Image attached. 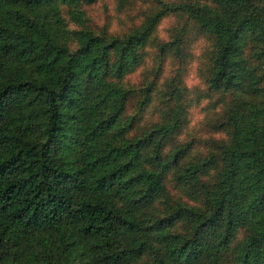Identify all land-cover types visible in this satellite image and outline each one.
Here are the masks:
<instances>
[{
	"label": "trees",
	"instance_id": "16d2710c",
	"mask_svg": "<svg viewBox=\"0 0 264 264\" xmlns=\"http://www.w3.org/2000/svg\"><path fill=\"white\" fill-rule=\"evenodd\" d=\"M94 1L0 0V264H264V0L177 5L230 94L227 140L181 164L189 142L162 152L174 125L126 137L121 120L162 10L115 35L89 26ZM167 168L198 207L166 195Z\"/></svg>",
	"mask_w": 264,
	"mask_h": 264
},
{
	"label": "rangeland",
	"instance_id": "374dc122",
	"mask_svg": "<svg viewBox=\"0 0 264 264\" xmlns=\"http://www.w3.org/2000/svg\"><path fill=\"white\" fill-rule=\"evenodd\" d=\"M188 1L192 0H95L82 6L90 27L115 35L125 34L146 14L162 10L148 40L138 50L137 63L120 77L121 85L129 91L121 120L126 137L139 135L162 123L174 125L164 136L162 152L189 142L190 147L179 164L208 157L227 140L226 129L221 123L230 97L228 92L212 90L206 84L214 42L210 34L199 29L182 8L177 7ZM197 1L210 4V0ZM171 39L174 42L164 53L155 48L158 42ZM247 42L243 55L248 61H254ZM171 170L167 168L162 174L166 195L198 207V202L186 197V190L174 185ZM200 177L205 181L212 180L214 170L210 169ZM146 261L144 257L136 264ZM5 263L9 264L8 261Z\"/></svg>",
	"mask_w": 264,
	"mask_h": 264
}]
</instances>
